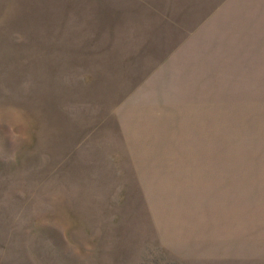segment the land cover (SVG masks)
<instances>
[{"label": "rangeland", "instance_id": "obj_1", "mask_svg": "<svg viewBox=\"0 0 264 264\" xmlns=\"http://www.w3.org/2000/svg\"><path fill=\"white\" fill-rule=\"evenodd\" d=\"M0 264H264V0H0Z\"/></svg>", "mask_w": 264, "mask_h": 264}, {"label": "crops", "instance_id": "obj_2", "mask_svg": "<svg viewBox=\"0 0 264 264\" xmlns=\"http://www.w3.org/2000/svg\"><path fill=\"white\" fill-rule=\"evenodd\" d=\"M227 84L229 85V83L227 82ZM238 84V82H235V85ZM229 107H226L225 111L227 110L226 114H225V124L226 126H228V129H227V135H226V142H227V146H228V150L226 151V154L228 153H231V135H230V129H229V126H230V122H229ZM230 149V150H229ZM227 158V157H226ZM229 158V157H228ZM230 168L229 167V163H228V166H226V169Z\"/></svg>", "mask_w": 264, "mask_h": 264}]
</instances>
